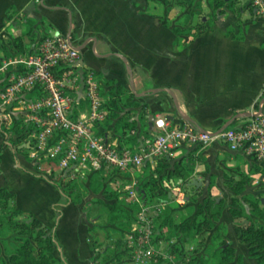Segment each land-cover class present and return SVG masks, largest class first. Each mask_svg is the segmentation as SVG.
Listing matches in <instances>:
<instances>
[{
  "label": "crops",
  "instance_id": "1",
  "mask_svg": "<svg viewBox=\"0 0 264 264\" xmlns=\"http://www.w3.org/2000/svg\"><path fill=\"white\" fill-rule=\"evenodd\" d=\"M234 1L232 10L225 5L214 8L211 4L213 17L205 20V30L196 36L180 35L175 42L173 32L151 12L145 0H0V44L10 46L7 29L17 24V20L24 21V29L28 28L25 19L36 21L33 32L66 35L70 32V38L74 33L73 43L76 46L84 44L80 50L81 63L99 72L104 79L115 80L114 84L104 83L106 86L121 84L131 92L130 76L119 57L113 54L98 57L92 52L93 46L97 54L125 56L136 92L170 88L184 114L205 130L214 131L234 114L254 110L264 113V17L252 5L245 6L244 0ZM23 45L29 48L25 53L33 52L36 46L28 42ZM12 54L10 56L24 53ZM2 55L0 49V58L4 57ZM133 100L137 105L125 108L119 115L131 110L129 117L136 120V128L141 133L156 131L153 123L151 127L148 124L151 114L154 119L159 115H171L172 122L180 121L166 92L142 97L133 95ZM257 100L259 104L255 108ZM117 118H112L105 126L107 137L119 146L135 147L128 136L122 138L115 128ZM244 119L240 118L235 124L243 123ZM1 125L10 126L0 120V187L15 195L17 209L32 212L54 229L53 255L59 264H104L93 261L82 203L67 201L52 183V174L38 172L26 152L15 151L5 141ZM28 141L22 146L28 148ZM188 151L179 149L158 162L170 168L172 162ZM200 155L204 162L196 163L184 185L208 190L211 194L219 193V197L222 196L220 192L228 190L229 202L233 197V185L227 183L228 174L260 176L256 173L257 166L251 167L246 157L231 152L220 140L212 141ZM6 173L25 179L28 185L6 182ZM170 180L173 188H178L176 182L181 183L179 179ZM40 188H48V194H40ZM244 188L243 193L249 194L246 183ZM232 245L239 254L246 255L243 253L245 244L240 243L238 237Z\"/></svg>",
  "mask_w": 264,
  "mask_h": 264
},
{
  "label": "built area",
  "instance_id": "2",
  "mask_svg": "<svg viewBox=\"0 0 264 264\" xmlns=\"http://www.w3.org/2000/svg\"><path fill=\"white\" fill-rule=\"evenodd\" d=\"M244 1L264 17V0ZM95 73L81 63L80 51L66 34H45L33 52L0 58V120L10 124V116L15 114L31 127L27 157L33 163H53V170L65 179L89 178L108 168L131 172L146 163L153 167L179 149L199 146L203 150L220 140L231 152L264 168V113L245 118L214 136L201 132L193 123H174L159 115L153 119L154 133L131 130L137 137L135 147L117 145L105 133L109 106L104 103L103 82L95 79ZM80 103L85 107L73 118L72 108ZM256 180L264 182V177ZM134 184L126 185L121 195L126 204L141 203ZM144 211L142 207L139 213V219L146 223L140 247L150 253L151 225ZM127 237L132 244V235ZM175 264H190V259Z\"/></svg>",
  "mask_w": 264,
  "mask_h": 264
},
{
  "label": "rangeland",
  "instance_id": "3",
  "mask_svg": "<svg viewBox=\"0 0 264 264\" xmlns=\"http://www.w3.org/2000/svg\"><path fill=\"white\" fill-rule=\"evenodd\" d=\"M148 8L152 13L158 15L162 21H167L171 25H179L182 27H194L190 23H194L195 31L198 32L201 28H205V20H211L213 17L210 11L211 4L209 0H145ZM183 12V13H181ZM17 24L13 27H8L7 38L11 43L10 46H5L3 51L4 57L10 56L12 53L18 54V48L12 47L15 37H20L22 43L36 44L38 39L49 32L35 31V26H32L31 32L24 37L23 20H17ZM28 27V26H27ZM28 29V28H27ZM72 41H75V34L71 35ZM24 50H29L26 48ZM17 52V53H16ZM13 55V54H12ZM96 80L102 81L106 96L104 97V103L108 105L110 96L108 91L111 87L104 84V78L100 73H95ZM116 86V85H112ZM125 93L130 92L129 88H125ZM134 95V94H133ZM106 100V102H105ZM110 110V107H108ZM125 111V109H124ZM235 120L230 126H233L237 121ZM10 121L11 116H10ZM11 125V122L10 124ZM106 126V122H105ZM106 128V127H105ZM185 150V149H184ZM167 164L158 162L153 167L148 164V167H142L139 170L132 169L131 172L118 171L116 169L108 168L103 171V178L100 181H90L89 178H83L81 176L75 179H69L70 184L75 185L73 195L77 194L80 197V202L83 206L85 218L87 219V225L89 230V240L93 248V261L95 263L102 262L107 256H111V264L116 261L115 264H175L178 261L189 258L190 264H216L213 257V252L219 244L222 243H236L238 235L233 229V223H231V213L229 208L232 206L239 208L242 214L236 217V222L245 223L247 221V215L257 224H263L262 221L254 212L251 211V200L255 199L259 201V206L262 203L261 198H264V182L257 181L256 177H251L248 174H241L232 176L228 174L227 183L229 185H236L240 179L244 178L247 184L248 196L250 199L244 200L242 195L246 194L245 188L240 195H237L233 205L231 200L229 202L227 198L228 190L220 192L222 194L219 197V193L211 194L208 190L195 189L192 186H187L176 182L178 188L171 186V178L173 177L172 168ZM39 165L38 172L43 174H52V177H59V174L53 169L55 165L50 162L34 163ZM252 164V163H251ZM257 166L256 173H260V178L264 177V168L255 164L251 167ZM6 182L18 185H28L25 179H19L11 174H5ZM177 180V179H176ZM135 182L134 189L137 198L141 200V203L126 204L121 195L124 192L126 185ZM91 182L94 186H100V191L94 193L92 191ZM147 185V188L144 187ZM256 185V186H255ZM146 192H143V189ZM48 188H40L38 192L40 194H48ZM259 190V191H256ZM113 191L117 193L118 200H121V207L125 213L112 212L104 203H112L115 199H108L107 196ZM167 195L166 198L164 196ZM259 195H263L261 198ZM234 196V193H233ZM217 198L216 201H222V212L217 217L211 228H200V232L194 236L185 235L182 232L181 225L190 226L193 222L202 221L203 217L208 218L209 214L205 211L206 206L204 202L206 198ZM101 199L103 201L99 202ZM208 199V198H207ZM65 199L62 197L61 199ZM202 206L204 212H199V208ZM142 207L145 208L144 218L146 217L150 226L151 234L149 237L151 252L145 253L144 248L140 247V244L144 243V233L146 230V223L139 219V213L142 211ZM165 212L168 216H171L177 227H173L172 230L168 229V225L160 226ZM113 216H117L113 219ZM16 216L13 212L11 202L8 207L0 212V254L1 259H6L8 254L15 250L20 243V235L14 231V227L11 223V219ZM233 217V216H232ZM132 235L133 243L130 244L127 236ZM237 235V237H236ZM239 241V237H238ZM240 242V241H239ZM235 249L234 255L239 254V250L235 245H232ZM141 250V252H139ZM242 255L243 260L247 264H262L258 262V251H250L249 247L245 245ZM170 258V259H169ZM0 259V264H4ZM230 264H237L234 260Z\"/></svg>",
  "mask_w": 264,
  "mask_h": 264
},
{
  "label": "trees",
  "instance_id": "4",
  "mask_svg": "<svg viewBox=\"0 0 264 264\" xmlns=\"http://www.w3.org/2000/svg\"><path fill=\"white\" fill-rule=\"evenodd\" d=\"M209 3L212 4L214 8H219L225 5L227 8L232 10L236 2L234 0H209ZM245 6H249V3H246ZM43 21L44 20H41V22ZM25 22L28 24V29L26 28L24 34L27 35L31 32L32 26L33 24H36V21L25 19ZM13 23H16V21H14ZM162 23L164 26L170 28V30L173 32V34L175 35V42H177L178 36L180 35L196 36L198 33H201L205 30V28H201L198 32H196L195 25L194 27H182L179 25H171L166 20L162 21ZM43 36H41L40 39ZM40 39H38V41ZM8 43H11V41H9ZM14 46L18 48V52H26V50L24 49H26L27 47H24L22 39L20 37L14 38L12 47ZM0 49L4 51L6 49L5 45L0 44ZM104 82L106 84H114L115 80L104 79ZM125 91L126 90L121 84H117L115 87L111 86L110 90L108 91L110 99L107 103L110 107V110L108 112L106 126L112 118L118 117L115 123V128L120 133L122 138L124 136H128L132 144L136 146L138 144L137 137L131 134V130L136 129V120L129 117V112L131 110H128L122 115H119L124 111L125 108H130L137 105V103L133 100V93L127 92L126 94ZM261 98L262 95L260 96V99ZM259 100L255 102V108L258 107ZM84 107V103L74 105L71 111V116L73 118L76 117L78 111L84 109ZM11 120V125L8 128H5L1 125L2 132L6 134L5 141L8 142L15 151H24L27 153L28 148L22 145L25 141L30 139L28 138V134L30 133L31 127L24 124L22 120L15 114H11ZM143 133L145 135L150 134L148 130H145ZM31 142L32 140L30 141V144ZM200 152L201 148L199 146H196L189 150L187 154L183 155L180 159L175 160L172 168L173 177L171 179H179L181 181L180 184H185L193 174L196 163L204 162L203 156L200 155ZM143 167H148V163H146ZM102 178L103 171L95 172L90 176V181H100ZM92 182V191L94 193H98L100 191V186H94ZM52 183L62 193L67 201H69L70 203L80 202L79 195H73L75 185L70 184L69 179L62 178L61 176L52 177ZM244 184L245 179L242 178L238 183H236V185L232 187V191L234 193V196L231 198L232 205L237 195H240L244 190ZM144 187L147 188V185H145ZM142 189L143 192H146L145 188ZM166 197L167 195L164 196V198ZM242 197L244 200L250 199V196H248V194H243ZM107 198L115 199V201L112 203H104V205L107 206L110 211L125 213V211L121 207V200L117 199L118 196L115 191L108 195ZM207 198L204 204L206 206L205 211L209 214V217H203L202 221L197 223L193 222L190 226H188V224L186 226L181 225L182 232L186 236H194L195 234H198L200 232V228H202L203 226L205 228H211L217 217L221 214L222 201L217 202L216 198ZM14 200L15 195L13 193L8 191L5 187H0V212L5 210L11 202L14 214L16 216H21L17 218L13 217L11 219L14 231L18 232L21 237L20 243L17 245L14 251L8 254L6 259H1L2 256L0 254V259L4 264H59V260L53 255V250L56 245L54 238V229L45 225L41 220L35 217L32 212L17 209L15 207ZM98 201L103 203L101 199H99ZM258 204V200L252 199L250 204L251 211L254 212L262 221H264V204H262L261 207ZM199 212H204L202 206H200ZM229 212L234 219L242 214L241 210L234 206H231L229 208ZM246 217L247 221L245 223L236 222V220H234L233 229L238 235L240 243L245 244L252 252L258 251V262L264 264V225L257 224L256 222L251 220L248 215ZM116 218L117 216H113V219ZM165 225H168L169 230H172L173 227H177V223H175L173 218L171 216H168L166 212L160 226ZM234 252L235 249L230 243L219 244L213 252V257L216 261V264H230L234 260L237 264H247V262L243 260L241 254L235 256ZM111 260V256H107L100 263L111 264ZM113 263L115 264L117 262L114 261Z\"/></svg>",
  "mask_w": 264,
  "mask_h": 264
},
{
  "label": "water",
  "instance_id": "5",
  "mask_svg": "<svg viewBox=\"0 0 264 264\" xmlns=\"http://www.w3.org/2000/svg\"><path fill=\"white\" fill-rule=\"evenodd\" d=\"M67 37H70V32L67 33ZM84 47V44H80L78 46H76V48L80 51L82 48ZM92 52L98 56V57H105V56H109L111 54L113 55H116L117 57H119L126 65V68H127V72H128V75L130 76V89H131V92L134 94L135 97H142L146 94H149V93H157V92H166L170 95L171 99H172V102H173V105H174V108H175V111L176 113L179 115V118L180 120H183V121H187V122H190V123H193L197 129H199L201 132H204V133H208L210 136H214L218 133H220L221 131H223L225 128H227L228 126H230L235 120L237 119H240V118H250V117H253V116H257L259 114H261V111H257V113H251V112H243V113H237V114H234L231 118H229L228 120H226L219 128H217L216 130L214 131H207L205 130L204 128H202L201 126L197 125L194 120L187 116L186 114H184L182 112V110L180 109L179 107V104H178V101L175 97V94L174 92L170 89V88H166V87H163V88H153V89H149L145 92H136L135 91V88H134V85H133V80L131 78V70H130V67L128 66L127 64V59L125 58L124 55L120 54V53H106V54H97L95 53V48L94 46L92 47ZM153 114H151L149 116V126L151 127L152 123H153ZM167 119H170L172 120L173 119V116L171 115H168L167 116ZM261 202L264 203V198H261Z\"/></svg>",
  "mask_w": 264,
  "mask_h": 264
}]
</instances>
